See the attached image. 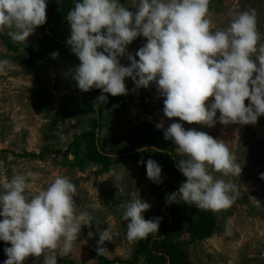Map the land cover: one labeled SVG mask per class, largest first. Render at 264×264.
Returning <instances> with one entry per match:
<instances>
[{"label":"clouds","instance_id":"9594fccd","mask_svg":"<svg viewBox=\"0 0 264 264\" xmlns=\"http://www.w3.org/2000/svg\"><path fill=\"white\" fill-rule=\"evenodd\" d=\"M210 2L131 0L126 7L121 0H76L66 18L70 24L66 44L80 61L71 72L78 89L102 93L93 108L108 102L109 94L128 95L127 79L136 89L156 86L164 117L172 121L166 128L162 122L156 127L186 157L177 162L186 180L166 197L168 205L183 201L197 209L219 211L232 207L239 192L234 183L214 173L240 177L242 163L223 140L195 128L186 130L176 121L212 128L217 122L255 125L264 117V33L254 9L235 14L227 28L216 29ZM47 4L48 0H0V30L7 29L13 42L26 46L35 30L46 24ZM140 37L146 43L133 55L128 48ZM124 57L128 66L121 63ZM9 63L0 59V73ZM138 164L146 167L150 181L163 182L158 162L149 158ZM33 175L31 170L15 174L0 191V241L11 245L4 249L3 264H25L29 257L41 256L43 264H58V257L73 251L82 228L94 223L97 232L89 231L88 237L98 234V255H110L104 244L110 241L111 228L100 230L101 223L80 209L70 177L57 176L32 194ZM150 208L141 198L127 202L123 220L129 241L159 232L160 217L145 219Z\"/></svg>","mask_w":264,"mask_h":264},{"label":"rangeland","instance_id":"374dc122","mask_svg":"<svg viewBox=\"0 0 264 264\" xmlns=\"http://www.w3.org/2000/svg\"><path fill=\"white\" fill-rule=\"evenodd\" d=\"M71 1L74 0H57L54 9L67 15ZM121 3L131 6V0H121ZM50 8L48 2L47 11ZM209 8L216 29L227 28L235 14L254 9L258 28L264 33V0H211ZM63 18L58 24L37 28L26 46L13 42L7 29L0 30V59L10 62L0 73V191L15 174L27 170L34 173L29 180L32 194L46 188L57 176L70 177L77 188L74 195L80 209L87 210L101 223L100 230L111 228L110 241L104 244L111 254L99 256L96 251L98 234L91 239L88 237L89 231L97 232L94 223L91 228H82L73 251L63 258L58 257V264H89V261H94L93 264H150L145 255H133L139 241L127 239V222L123 220L125 206L135 198L146 200L151 208L144 213L145 219L162 216L166 209L161 208L160 199L153 194L139 165L132 164L127 135L140 121L161 131L156 127L158 123L162 122L166 128L172 121L164 117L163 98L159 97L156 86L136 89L131 79L125 81L129 94L121 96L124 99L121 112L115 108L119 98L110 94L107 104L102 103L104 107L95 110L96 116L89 112L71 76L80 61L74 56L63 58L58 50L52 51L56 47L54 36L68 51L71 49L66 44L70 38V24L67 16ZM9 43L31 48L36 53L47 52L50 60L38 61L33 68L21 64L13 59L18 53L9 50ZM145 43L146 39L140 37L128 51L135 55ZM121 61L124 66L130 64L127 57ZM101 94L99 89H93L92 99ZM245 103L247 106L249 102ZM97 120L108 132L106 142L100 141L99 150L110 157H124L108 172H101L103 167L87 157L93 140L85 136L93 132L99 134V130L94 129ZM176 122L183 123L186 130L195 128L223 140L243 167L240 177H222L214 173L217 178L237 186L238 198L232 207L213 211L216 229L208 239L193 242L190 234L182 235L180 252L190 264H264V180L260 179V174L264 173V117L248 126H224L217 122L215 127L208 128L189 125L178 118ZM173 146L177 147L174 142ZM142 149L139 151L148 154L147 148ZM175 152L185 157L177 148ZM27 153L34 157H24ZM161 191L166 198L167 187L163 186ZM148 238L143 239L145 243ZM10 246L0 241V264L7 259L5 247ZM102 257L107 261L121 259L122 263H107ZM43 261V256L29 257L25 264H43Z\"/></svg>","mask_w":264,"mask_h":264},{"label":"trees","instance_id":"16d2710c","mask_svg":"<svg viewBox=\"0 0 264 264\" xmlns=\"http://www.w3.org/2000/svg\"><path fill=\"white\" fill-rule=\"evenodd\" d=\"M48 2H50L51 8L47 11V22L45 25L50 27L51 25L60 23L62 18H65L68 14L64 15V13H59L54 9V3H57V0H48ZM75 2L76 0L70 2L68 11L72 10L71 7L75 5ZM52 40L56 43L55 49H52L53 52L58 50L59 56H63V58L74 56V58L78 59L72 53L71 49L68 51L63 43L57 42L58 39L56 36L52 37ZM8 48L10 51L18 53V55L13 58L15 61L28 65L31 68H33L38 61L46 62L50 60L47 52L36 53L31 48L15 47L10 43ZM79 92L81 91L79 90ZM81 93L88 104L86 109L89 112H93V115L96 116L95 110L103 108L104 105L100 104L98 107L93 108V103L96 101V98L94 100L92 99L93 90ZM117 98H119V101L118 106L115 108L121 112L124 99L121 96ZM94 129L99 130V134L93 132V135L89 133L85 136V138H92L93 140V148L87 150V157L92 163L99 164L103 167L101 172H108L114 164L121 162L124 157H110L101 152L98 148L99 143L101 140H103V142L106 140L105 135H107L108 132L105 130V127L100 124V120H97ZM127 137L129 143L128 151L133 154L130 159L132 164L139 165L138 161L141 159L146 161L151 158L161 165L163 170V182L161 184L153 183L147 178L145 166L139 165V167L151 185L153 194L160 199L161 208L166 209V214L159 216L161 218L159 232L150 234L146 243L143 239L138 240L139 242L134 246L133 255H145L146 258L149 259L150 264H190L187 258L180 252V247L182 246L180 238L186 233L190 234L193 242L211 237L216 229L214 213L212 210H202L195 208V206H189L184 204L183 201H180L181 204H173L171 206L166 202L165 193H163L161 189L163 186H166L168 189L167 195L178 191L179 186L181 183L185 182L186 178L178 171L177 162L186 157L175 155L176 148H174L172 141H165L163 131L156 130L144 121H140L139 125L131 134H128ZM112 144L113 146L115 145V143ZM104 145L107 147L106 144ZM142 148H147L148 154L142 153L141 150L139 151V149ZM154 149H156V151ZM151 152L153 153L152 155ZM23 156L34 157V155L28 153ZM101 259L107 263H122L121 259H115L116 261H107L105 257Z\"/></svg>","mask_w":264,"mask_h":264}]
</instances>
